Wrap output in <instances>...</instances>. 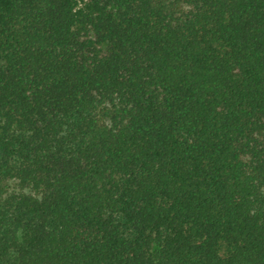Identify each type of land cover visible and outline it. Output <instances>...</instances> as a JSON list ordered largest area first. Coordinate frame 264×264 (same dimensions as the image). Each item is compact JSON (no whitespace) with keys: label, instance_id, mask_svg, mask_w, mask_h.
<instances>
[{"label":"trees","instance_id":"1","mask_svg":"<svg viewBox=\"0 0 264 264\" xmlns=\"http://www.w3.org/2000/svg\"><path fill=\"white\" fill-rule=\"evenodd\" d=\"M0 264H264V0H0Z\"/></svg>","mask_w":264,"mask_h":264}]
</instances>
